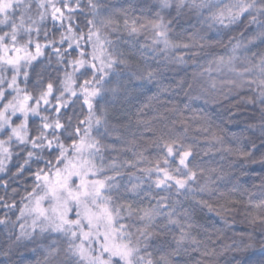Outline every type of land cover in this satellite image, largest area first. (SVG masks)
I'll list each match as a JSON object with an SVG mask.
<instances>
[{"label":"snow or ice","instance_id":"6c2138e0","mask_svg":"<svg viewBox=\"0 0 264 264\" xmlns=\"http://www.w3.org/2000/svg\"><path fill=\"white\" fill-rule=\"evenodd\" d=\"M130 8L0 0L2 264L29 244L34 264H264V174L240 187L264 172V0ZM193 91L200 108L172 102ZM210 104L229 123L250 112L251 135ZM205 212L241 216L249 242L221 245Z\"/></svg>","mask_w":264,"mask_h":264},{"label":"trees","instance_id":"16d2710c","mask_svg":"<svg viewBox=\"0 0 264 264\" xmlns=\"http://www.w3.org/2000/svg\"><path fill=\"white\" fill-rule=\"evenodd\" d=\"M106 2L115 5L116 8H123L131 5L132 8L129 9L130 14L139 15L142 9L146 11L145 6L147 4H150L152 0H106ZM177 72L178 74H176ZM191 75H192L191 68H188L186 73L184 71H179V69H176L173 72H168L162 82L161 87L167 88L170 86V81L180 80L185 76H187L190 79ZM171 86L174 87V85ZM147 87L148 86H146L144 90L138 89L135 92H133L132 96L129 98V102L126 105H124L125 108L131 109L132 114H135L138 109H141L142 106L148 103L150 98L157 93L156 87H152V90L150 92L147 91ZM185 90H187V88ZM197 90H198V86H197ZM140 91L144 92L142 96H138V93ZM172 102L179 103L181 107H183L184 103L190 102L193 108H200L204 103L202 98H197V91L191 92L189 96H186L184 92H179V94L175 96ZM227 106L228 105L225 104V107ZM145 111L147 113V117H151L152 115H154V113L150 110H145ZM233 111L236 110L233 109ZM207 114L217 121L219 119H225V130L229 136L235 134L237 137H240L243 140L245 137H249L251 135L249 132L245 131L247 124L252 122V120L250 119L251 116L250 112L246 113L245 115H239L237 119L231 123L227 122L226 120L227 113L224 112V109L220 106H213L210 104L208 106ZM133 118L135 117L133 116ZM256 136H259L258 132L256 133ZM252 138L254 139L255 137ZM258 142L259 141H257V143ZM254 167L256 169L255 172L249 173V175L246 177L245 176L240 177L241 189L243 188L251 189L252 184L258 182L256 180V177L260 176L261 174H264V172H262V170L260 169L259 165H255ZM198 222L202 225H208L212 229H220L221 245L232 244L233 242L240 243L241 241L245 243L249 242L247 233L251 232L252 230L248 228L246 224L242 223V217L239 215L235 216L234 222H233V218L229 217L228 224H225L224 221H222L218 217H215L214 214H209L205 212L200 214L198 218ZM255 242L257 243L258 246L259 236L256 237ZM32 248L33 245L29 244L26 248L20 247L18 249H15L10 255L12 264H34L38 254L33 252ZM5 259L8 258L0 256V264H2V262ZM221 264H223V258H221Z\"/></svg>","mask_w":264,"mask_h":264}]
</instances>
